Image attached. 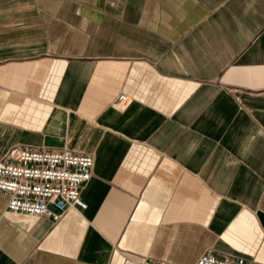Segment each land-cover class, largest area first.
<instances>
[{
  "label": "crops",
  "instance_id": "0c3cea01",
  "mask_svg": "<svg viewBox=\"0 0 264 264\" xmlns=\"http://www.w3.org/2000/svg\"><path fill=\"white\" fill-rule=\"evenodd\" d=\"M14 146L94 166L59 220L0 191V264H264V0H0Z\"/></svg>",
  "mask_w": 264,
  "mask_h": 264
},
{
  "label": "built area",
  "instance_id": "2783aa9c",
  "mask_svg": "<svg viewBox=\"0 0 264 264\" xmlns=\"http://www.w3.org/2000/svg\"><path fill=\"white\" fill-rule=\"evenodd\" d=\"M130 98L121 93L115 105L126 107ZM94 156L68 147L56 151L14 146L0 159V191L7 194L6 208L14 214L44 216L59 220L70 208H85L82 186L92 177ZM125 262L133 260L126 257ZM140 264H175L145 258ZM194 264H258L246 257L227 254L219 258L212 250Z\"/></svg>",
  "mask_w": 264,
  "mask_h": 264
}]
</instances>
